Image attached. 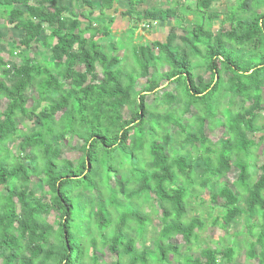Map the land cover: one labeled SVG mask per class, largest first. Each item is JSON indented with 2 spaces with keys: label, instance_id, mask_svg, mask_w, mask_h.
<instances>
[{
  "label": "trees",
  "instance_id": "1",
  "mask_svg": "<svg viewBox=\"0 0 264 264\" xmlns=\"http://www.w3.org/2000/svg\"><path fill=\"white\" fill-rule=\"evenodd\" d=\"M31 1L0 0L6 23L20 33L19 45L39 44L51 58L31 63L21 54L13 84L0 76V100L7 101L0 115V187L5 191L0 190V264H84L86 257L99 264L97 253L104 247L115 256L111 264H163L170 257L177 264H236L230 247L176 257L178 244L172 241L180 236L189 244L203 229L201 218L187 219V201L197 188L208 189L209 209L222 200L221 228L235 217L250 218L248 233L256 227L258 232L246 254L264 264V163L255 160L264 134L258 140L247 135L264 130V122L258 126L264 111V0H234L236 12L221 20L216 34L211 27L219 13L209 7L217 0H195L191 28L179 36L182 47L176 46L174 32L164 42L130 46L134 66L129 67L114 44L103 49L96 41L108 35L106 26L82 28L77 16L59 4L62 0ZM81 1L92 9V0ZM98 1L100 16L116 2ZM126 1L125 14L147 26L184 19L183 0L142 9L147 0ZM44 29L47 36L40 39ZM158 62L167 65L162 86L149 72ZM5 65L0 58V66ZM195 66L206 68L207 82L194 77ZM139 78L146 82L137 90ZM31 87L28 106L25 92ZM149 95L154 104L147 101ZM238 97L242 104L235 111L231 107ZM160 104L167 108L146 120ZM179 104L184 115L195 112L196 131L174 115ZM219 114L222 131L212 141L205 127L214 125ZM20 118L36 123L35 130L19 131ZM169 127L177 130V138ZM73 137L82 142L81 155L61 158V142L70 144ZM13 139L25 152L26 164L10 155L7 144ZM190 149L202 160L199 174ZM232 171L230 184L210 189ZM33 178L43 181L47 200L30 189ZM145 200H150L147 212L139 209ZM153 213L160 223L153 247L136 249L129 233L134 229L141 240Z\"/></svg>",
  "mask_w": 264,
  "mask_h": 264
},
{
  "label": "rangeland",
  "instance_id": "2",
  "mask_svg": "<svg viewBox=\"0 0 264 264\" xmlns=\"http://www.w3.org/2000/svg\"><path fill=\"white\" fill-rule=\"evenodd\" d=\"M38 0H32L31 3L38 4ZM184 5L181 7V13L184 16V19H169L165 21H158L152 23L151 26H147L144 23L138 22L134 19H130L125 11L128 8V4L126 0H116L113 7L111 9H107L104 11L103 15H98L99 13V1L92 0V9L85 6L81 0H62L59 4H65L76 16L79 21V24L82 28L92 23L94 27L102 28L106 26L109 29L108 35H98L95 39L96 41L103 47V49H107L109 44H114L115 48H117L119 55L123 60L127 63V67L134 66L133 59L131 57V49L130 46L133 45H148L153 41L164 42L169 33L174 32L176 35L175 44L177 47L181 48L182 44L179 41V36L185 33L186 28H191V23L194 20L195 16V0H183ZM169 2L166 0H147L146 3H143L139 6L142 8H158L167 6ZM237 2L234 0H217L213 1L209 7V10L216 11L219 13L217 19L213 21V25L211 30L214 34L219 32L220 30V22L221 20H225L227 18V14L231 11L236 12ZM89 12L86 18H83L80 15L81 11ZM7 14L4 9L0 8V58L5 62V66H0V76L2 80L9 86H11L14 82L13 77V69L22 64L23 57L21 54L27 55L29 61L33 62H41L43 60H50V54L47 49L40 47L39 44H31L28 48L21 47L19 45L20 33L18 30L14 29L12 25L6 23ZM111 19V20H110ZM227 27V25H225ZM45 28V26H44ZM48 30H43L40 34V39H43L47 36ZM154 54H158L156 49H153ZM195 64L196 61H194ZM167 65L164 62H158L152 68H150L149 72L154 76L155 82H157L160 86L164 85L165 80L162 77L163 72L166 70ZM82 69V68H78ZM193 74L195 78L202 77L205 82L209 80V72L206 70L204 66H195L193 70ZM146 79L139 78L135 83V88L140 90L145 85ZM33 87L29 88L25 92V96L28 98L27 105L29 106L31 103V95L33 94ZM158 97L162 95V90L158 91ZM153 95H149L146 99L149 103L154 104L152 101ZM228 96H224V104L226 105V100ZM264 98V92H263ZM242 101L241 98L238 97L235 99L234 104L232 105V110H239L241 107ZM7 105V101L5 99L0 100V115L4 112L5 107ZM264 105V102H263ZM166 105L160 104L157 106L155 110L150 111L145 115L146 120L152 119L153 115L162 113L165 110ZM173 109L174 115L178 117H182L187 126L192 128L194 131L197 130L198 126L196 121L194 120L195 112H187L185 115L182 110V104L174 106ZM222 110V108H221ZM220 110V111H221ZM122 113L124 116H128L129 112L126 108L122 109ZM262 117L260 118L261 123L264 122V111H261ZM224 117L222 114H219L216 118V123L212 126L205 127V134L212 141H215L218 135L221 133L222 129L217 125L218 122H223ZM16 122L19 126V131H24L25 133L34 131L37 124L33 121L27 119H16ZM175 132V138L178 137L179 133L173 127H169V131ZM264 134V130H259L257 132H248V138L253 140H258L259 136ZM70 144H64L65 142H61V158H69L71 160L78 158L81 153L79 151V146H81V141L76 137ZM255 150V160L256 164L264 163V148L261 146L257 147ZM7 149L9 150L10 155H13L19 161L26 164V160H24V153L19 151V143L17 140L13 139L11 142L7 144ZM187 153L190 155L194 166V170L196 174H199L202 171V160L198 156V152L194 149L187 150ZM12 162H9L11 164ZM235 171L230 172L227 176L220 180H215L212 184L213 191L223 187L224 184L232 182L235 178ZM43 181L38 178H33L30 184V189H34L36 193V198L41 194ZM2 193H5L3 189L0 187ZM208 189L202 190L197 188L196 191H193V198L187 201V219L199 217L203 222V229L201 231H197V238L195 240H191L189 244H185L182 237L177 236L172 242L178 244V259L181 258L184 254L192 255L197 257L199 254V249L202 248H233L235 251V255L233 257L234 262L236 264H257L256 259H250L247 257L246 251L248 250L250 243L255 239V236L258 232V228H254L251 233H248L247 227L251 223L250 218L246 215L235 217L226 228H221V218L219 217L223 214V208L221 207L222 200H219L216 207L213 209H209V199H208ZM42 200H47V196L45 193L40 195ZM150 200L141 201L139 205V209L143 212H147L149 209ZM241 207H244V204H240ZM156 206V203H155ZM49 222L51 224L55 223L54 215H50L48 217ZM217 220L214 222L213 220ZM219 219V220H218ZM133 228V226H132ZM160 229V223L157 218V215L153 213L151 217V224L146 227L143 238L141 240L136 237V231L130 232L132 238L135 239L136 249L148 248L152 249L153 241L155 240L158 231ZM256 252L259 250L255 249ZM98 259L100 261L99 264H111L115 256L109 250L104 247L101 248L98 253ZM174 257H170L168 263L163 264H177ZM220 261L224 262L223 259ZM84 264H90L88 257L83 261Z\"/></svg>",
  "mask_w": 264,
  "mask_h": 264
}]
</instances>
